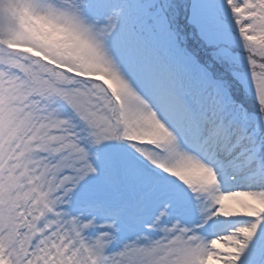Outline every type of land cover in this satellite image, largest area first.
Masks as SVG:
<instances>
[{"label": "snow or ice", "instance_id": "6c2138e0", "mask_svg": "<svg viewBox=\"0 0 264 264\" xmlns=\"http://www.w3.org/2000/svg\"><path fill=\"white\" fill-rule=\"evenodd\" d=\"M0 264H264V0H0Z\"/></svg>", "mask_w": 264, "mask_h": 264}]
</instances>
